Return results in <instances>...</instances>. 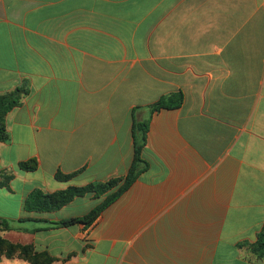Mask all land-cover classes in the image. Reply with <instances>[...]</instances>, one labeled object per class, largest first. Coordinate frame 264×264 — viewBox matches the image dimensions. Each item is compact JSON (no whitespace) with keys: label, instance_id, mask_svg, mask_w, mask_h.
<instances>
[{"label":"crops","instance_id":"1","mask_svg":"<svg viewBox=\"0 0 264 264\" xmlns=\"http://www.w3.org/2000/svg\"><path fill=\"white\" fill-rule=\"evenodd\" d=\"M17 89L0 218L39 222L2 240L50 264H264L241 246L264 226V0H0V95ZM178 92L179 108L151 112ZM147 119L144 168L90 226L49 223L103 197L25 209L36 190L124 178ZM29 160L35 171L18 168Z\"/></svg>","mask_w":264,"mask_h":264},{"label":"trees","instance_id":"2","mask_svg":"<svg viewBox=\"0 0 264 264\" xmlns=\"http://www.w3.org/2000/svg\"><path fill=\"white\" fill-rule=\"evenodd\" d=\"M25 92L22 89H17L11 93L0 95V142H8L9 136L6 130L5 118L10 110L20 105L22 97ZM183 101L181 92L173 93L161 97L153 106L150 107L151 112L159 111L161 109H176L179 108ZM148 119L143 122L133 124V134L135 141V156L133 163L124 178L112 179L104 183H93L84 187H68L65 190L58 191L52 194H46L39 190L32 192L25 202V209L32 212H52L60 209L75 197H82L84 195H93L95 198H102L100 204L92 209L88 214L81 218H70L56 223H49V227H68L74 224H83L90 226L102 213V211L118 199L135 181L140 171L144 168L145 162L141 160V150L145 144L147 132ZM38 164L35 160H29L18 164V168L23 171H35ZM72 175H63L57 173L55 179L57 181L65 182L69 180ZM11 176L0 175V186H7L10 182ZM28 222L39 221L34 219L17 220L16 222L8 221L0 218V228L4 231L19 230L13 224H24ZM35 231V230H34ZM249 249V251L258 259H264V226L256 236L255 243L242 244ZM6 253L11 256L14 253L31 264H50L52 257L47 253H36L30 246L11 245L0 238V253Z\"/></svg>","mask_w":264,"mask_h":264}]
</instances>
